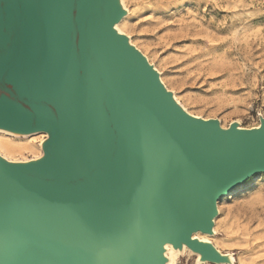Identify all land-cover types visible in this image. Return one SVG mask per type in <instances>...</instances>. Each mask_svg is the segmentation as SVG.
Masks as SVG:
<instances>
[{"label":"water","instance_id":"obj_1","mask_svg":"<svg viewBox=\"0 0 264 264\" xmlns=\"http://www.w3.org/2000/svg\"><path fill=\"white\" fill-rule=\"evenodd\" d=\"M122 16L111 0L0 10V126L50 135L41 162L0 159V264H154L167 235L219 259L192 234L264 173V122L183 113L114 32Z\"/></svg>","mask_w":264,"mask_h":264},{"label":"rangeland","instance_id":"obj_2","mask_svg":"<svg viewBox=\"0 0 264 264\" xmlns=\"http://www.w3.org/2000/svg\"><path fill=\"white\" fill-rule=\"evenodd\" d=\"M126 6L125 35L186 110L224 129L264 121V0H126ZM33 138L11 137L39 145ZM218 210L212 243L232 264H264V173L221 198ZM179 264L196 258L186 254Z\"/></svg>","mask_w":264,"mask_h":264},{"label":"bare ground","instance_id":"obj_3","mask_svg":"<svg viewBox=\"0 0 264 264\" xmlns=\"http://www.w3.org/2000/svg\"><path fill=\"white\" fill-rule=\"evenodd\" d=\"M18 1H20V0H0V10L8 11ZM111 6H112V9L114 11L116 9H120L123 13V16L120 19V21L113 25L114 32L117 35H121V36L126 37L128 44H130L131 46L136 48L133 45L132 41L130 40V37L125 35L124 30H123V26L126 25L125 20L127 18V13L129 12L127 10L126 0H111ZM136 49L138 50V48H136ZM150 65L154 68V70L158 74L159 80H160L161 84L164 86V88L166 89V91L170 92L168 87L165 85L160 72H158V70L152 64H150ZM170 93L172 95L173 103L183 113H186V114H188V115H190L196 119L208 121L207 119H204L200 116L191 114L179 102L177 96L172 92H170ZM262 122H264V121H262ZM262 122L259 126L253 127L251 129H255V130L260 129ZM219 124L223 128V126L221 125L220 122H219ZM230 127H236L239 130L247 129V128H243L239 124V122L232 123V125ZM226 129H228V128H226ZM36 136H38V137H36ZM11 137H24V138L34 137L33 140H36L39 138L40 144L37 145L36 143H34V141H30L32 143L21 145L19 143H14L12 141ZM49 138H50V135L46 131H19V130H15V129H12L9 127L0 126V159L4 160L10 164H14V165H29V164L41 162L46 157V147H47ZM25 152H31L34 155V158L33 159H28V158L18 159L16 156H14L18 153L24 155ZM255 176H253V177H255ZM253 177H251V178H253ZM246 182H244V183H246ZM243 184H241V185H243ZM241 185H239V186H241ZM239 186H237L236 188H238ZM234 190H232V191H234ZM231 192L223 195L221 198L228 196ZM218 215H219V210H218V203H217V215L213 218L212 232L207 233V232H202V231H196L192 234V241H196L199 244L204 245V246L212 247V249L218 255L219 259H213L211 257H204V255L201 252L194 250L190 245H188L181 238L175 239V238L167 235V236L161 237V239H159L157 241V243L155 245V257H154L155 260H153V263L154 264H179L180 258L186 254H189V255L195 256L196 264H232L234 261L233 257L231 255H224L222 252L219 251V249L216 247V245L214 243H212V241H211V239L213 237H215L216 233H217L215 226H216V218L218 217Z\"/></svg>","mask_w":264,"mask_h":264},{"label":"snow or ice","instance_id":"obj_4","mask_svg":"<svg viewBox=\"0 0 264 264\" xmlns=\"http://www.w3.org/2000/svg\"><path fill=\"white\" fill-rule=\"evenodd\" d=\"M244 178H245L244 175H241V176L236 177L237 180H243Z\"/></svg>","mask_w":264,"mask_h":264}]
</instances>
